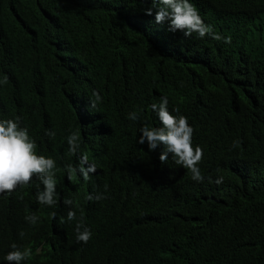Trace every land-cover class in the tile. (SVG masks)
Masks as SVG:
<instances>
[{
    "label": "trees",
    "instance_id": "obj_1",
    "mask_svg": "<svg viewBox=\"0 0 264 264\" xmlns=\"http://www.w3.org/2000/svg\"><path fill=\"white\" fill-rule=\"evenodd\" d=\"M191 2L230 44L169 31L145 14L151 0H0V118L21 116L57 163V204L35 225V188L0 196V264L13 242L31 249L22 264H264V0ZM162 96L194 128L203 182L171 154L162 163L163 145L138 143L143 123L161 126L149 106ZM83 153L96 171L69 180ZM65 198L83 211L86 244Z\"/></svg>",
    "mask_w": 264,
    "mask_h": 264
},
{
    "label": "clouds",
    "instance_id": "obj_2",
    "mask_svg": "<svg viewBox=\"0 0 264 264\" xmlns=\"http://www.w3.org/2000/svg\"><path fill=\"white\" fill-rule=\"evenodd\" d=\"M152 7L146 8L145 14L152 16L155 10V22L162 24L168 21V30L175 33L180 31L185 37H192L197 34L199 38L210 36L216 41L223 40L225 43H231V36L224 37L213 30V27L206 24L205 16L191 0H151ZM8 77L4 75L0 78V84H7ZM95 99L90 100V109H94L102 101L99 91L93 90ZM169 100L167 96H162L159 103H152L149 107L158 116L159 127L150 126L147 122L143 123L139 129L141 133L138 143L147 142L149 150H155L158 146L163 145L164 150L159 155V160L163 163L168 160L169 154L176 165L182 166L191 173V179L203 182L199 164L203 161L204 150L199 144H193L194 128L188 122L187 116L180 114L179 108H173L171 111L168 107ZM176 113V114H173ZM128 119L136 121L140 119L137 112L128 113ZM22 117L16 115L12 118H0V196L13 193L24 185H31L35 188V198L37 200L38 215L29 214L25 220L35 225L38 219L44 215V209L51 211V207L57 204V180H56V160L52 156L37 154L36 142L29 134L27 126H22ZM45 135L54 139L56 132L46 130ZM69 152L76 155L81 146L80 134L77 131H71L67 136ZM240 140L233 141V147H239ZM87 165V166H86ZM68 179L72 180L77 172L85 181L90 179V173L96 171L94 163L88 164V156L83 153L79 157V164L65 165ZM38 178V179H37ZM223 176H219L214 181L216 184L223 183ZM209 182H213L209 177ZM107 191V185L104 186ZM105 198L103 194L93 196L89 194L88 200H100ZM63 203L69 206L67 212L68 221H76L75 232L77 242L87 243L92 232L84 223L83 211L80 216L72 209L74 200L65 198ZM79 208V204L75 203ZM55 212L52 213L53 218ZM63 223V218L59 216ZM19 235L23 237L25 233L20 231ZM45 247V242H41L35 252L39 254ZM11 250L7 252L4 259L8 264H22L23 261L31 258V249L29 246L20 248L15 242L10 245Z\"/></svg>",
    "mask_w": 264,
    "mask_h": 264
}]
</instances>
